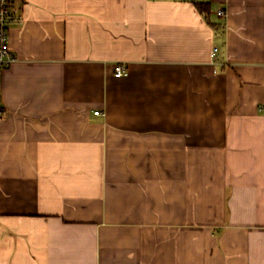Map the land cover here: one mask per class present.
Returning <instances> with one entry per match:
<instances>
[{"label":"crops","instance_id":"crops-1","mask_svg":"<svg viewBox=\"0 0 264 264\" xmlns=\"http://www.w3.org/2000/svg\"><path fill=\"white\" fill-rule=\"evenodd\" d=\"M199 1H15L0 264H264V0Z\"/></svg>","mask_w":264,"mask_h":264},{"label":"built area","instance_id":"built-area-1","mask_svg":"<svg viewBox=\"0 0 264 264\" xmlns=\"http://www.w3.org/2000/svg\"><path fill=\"white\" fill-rule=\"evenodd\" d=\"M16 0H0V71L10 66L15 60L13 52L9 48V24L17 15L15 6ZM218 15L223 16L224 11L219 10ZM217 52V48L213 49V55ZM128 74L127 67L122 63L114 65V77L121 78ZM3 109L0 107V118L3 116ZM95 111L94 114H99Z\"/></svg>","mask_w":264,"mask_h":264},{"label":"trees","instance_id":"trees-1","mask_svg":"<svg viewBox=\"0 0 264 264\" xmlns=\"http://www.w3.org/2000/svg\"><path fill=\"white\" fill-rule=\"evenodd\" d=\"M193 3L199 13H201L205 17H208L210 13V6L207 1L193 0Z\"/></svg>","mask_w":264,"mask_h":264}]
</instances>
